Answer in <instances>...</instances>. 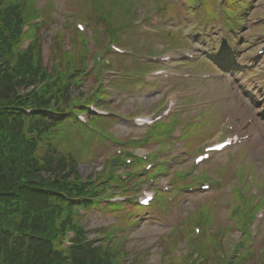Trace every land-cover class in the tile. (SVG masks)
Wrapping results in <instances>:
<instances>
[{"label":"rangeland","instance_id":"1","mask_svg":"<svg viewBox=\"0 0 264 264\" xmlns=\"http://www.w3.org/2000/svg\"><path fill=\"white\" fill-rule=\"evenodd\" d=\"M24 1L29 10H35L36 14L44 17L56 15L49 28L42 32L43 39L40 38L45 67L50 68L56 60L55 52L60 51V35L64 40L61 42L69 51L75 57L80 56V49L70 41L74 29L68 25H82L84 31L77 33L74 41L84 51L96 48L107 52L112 46L120 49L119 55H113L116 67L111 65L112 73L143 84L131 87L130 81L116 80L115 86L121 89V93L118 97L107 95L111 103L106 109L124 117L147 116L154 109L156 111L161 103L166 104L167 93L178 94L180 98L176 108L167 121L170 120L168 135L178 132L173 143L179 142V147L159 139L146 144L144 149L135 150V153L149 160L157 154V165L167 161L168 165L173 164L169 170H165L164 164L166 173L159 177V181L172 180L175 190L181 187L180 181L183 188H190V191L198 189V183L207 182L210 185L203 195L173 194L172 203L164 202L162 205L169 212L155 209L154 223L140 219L138 224H134L129 214L135 211L128 209H124V213H88L82 224L89 232V238L101 239L102 234L110 229L109 237L104 238L102 243L110 239L115 249L125 253L121 257V264H184L180 257L189 251L199 258L209 259L204 264H217L221 258L222 264H239L249 259L264 260V104L261 97L264 88L262 83L260 87L256 83L258 80L264 82V60L256 68L257 72H250L257 65L259 57L256 52L264 41V0H235V4L242 5L236 13H240L243 28L235 24L231 27L233 30L228 32L226 48L233 55L231 63L237 62L247 68L248 75L237 76L247 89L245 97L231 90L229 79L218 76L221 75L218 66L207 55L177 63L181 77L147 79L154 71L167 70L159 63L165 56L181 55L183 58L186 53L200 49L204 53V50L211 51L209 47L213 45L217 47L222 37L219 30L228 29L234 18V14L224 8V0ZM42 2H46L43 8L40 6ZM211 33L216 38L210 39ZM202 35L209 40L206 41ZM258 74L260 76L256 80ZM97 78L94 74L93 78L87 79L81 90L84 93L90 90ZM229 95L230 101L226 100ZM101 103L98 101L96 104ZM177 116L183 117V120L175 122ZM111 121L107 130L96 127L91 119L88 125L91 131L78 127L87 140L79 134L70 137L71 147L75 145L80 150L89 141H95L97 145L91 143V152L101 154L94 163L86 160L79 165L80 178L85 179L92 172L100 173V167L104 169L115 157L112 152L114 144L102 145L105 141L114 138L123 143L137 139L144 133L143 128H134L133 123L117 119ZM237 122L242 126L249 125L248 130L256 133L254 141L250 145L244 143L228 149L226 154L216 155L212 160L192 168V151L201 146L197 144L222 134L227 128L226 123ZM104 124L100 122L101 127ZM74 139L82 143L76 145ZM190 139L194 141L192 145L186 143ZM118 149L124 151L126 146ZM179 149L186 150V154L180 157ZM256 156L262 157L261 163H255L258 162ZM96 158L92 157L91 160ZM149 160L144 162L141 173ZM95 165L98 167L94 168ZM177 172L189 173V176L179 180L175 177ZM117 173H122V169ZM127 184L131 185L130 181L123 187ZM138 213L143 215V212ZM116 226L119 227L117 231ZM194 228L198 229L199 234L196 236L192 233L189 238L188 233ZM171 232L175 241L169 236ZM186 241L189 243L186 244ZM236 242L240 245L234 246Z\"/></svg>","mask_w":264,"mask_h":264},{"label":"trees","instance_id":"2","mask_svg":"<svg viewBox=\"0 0 264 264\" xmlns=\"http://www.w3.org/2000/svg\"><path fill=\"white\" fill-rule=\"evenodd\" d=\"M21 10L0 0V264H121L125 253L110 239L89 240L75 224L76 209L93 205L105 181L99 189L90 179L81 181L70 143L67 149L53 145L55 130L81 108L70 91L80 85V67L70 73L68 58L62 73L54 68L59 61L45 67L36 32L31 48L20 53ZM89 154L88 146L79 149V159ZM69 232L74 235L66 247Z\"/></svg>","mask_w":264,"mask_h":264},{"label":"bare ground","instance_id":"3","mask_svg":"<svg viewBox=\"0 0 264 264\" xmlns=\"http://www.w3.org/2000/svg\"><path fill=\"white\" fill-rule=\"evenodd\" d=\"M260 110H261V109H260ZM260 110H259V111H260ZM237 130H238V126L235 127V131H237Z\"/></svg>","mask_w":264,"mask_h":264}]
</instances>
